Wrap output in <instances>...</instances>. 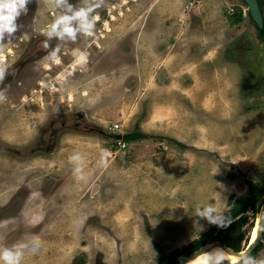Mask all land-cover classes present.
<instances>
[{"label":"rangeland","instance_id":"1","mask_svg":"<svg viewBox=\"0 0 264 264\" xmlns=\"http://www.w3.org/2000/svg\"><path fill=\"white\" fill-rule=\"evenodd\" d=\"M115 5L104 35L79 46L73 78L56 77L58 85L50 77L59 87L50 107L82 108L114 134L137 129L142 137L65 131L51 157L0 154V204L15 196L20 209L4 207L12 228L0 223V247L24 248L22 264H154L213 225L196 222L197 206L212 204L222 215L246 194L247 179L264 182V38L244 0ZM237 8L242 20L230 21ZM5 47L14 48L0 52ZM5 56L15 51L0 53V66ZM29 85L19 90L23 100L0 101V121L10 124L0 134L20 150L48 108V95ZM77 153L84 180L69 160ZM256 215L245 213L240 248ZM251 256L264 259V247Z\"/></svg>","mask_w":264,"mask_h":264},{"label":"flooded vegetation","instance_id":"2","mask_svg":"<svg viewBox=\"0 0 264 264\" xmlns=\"http://www.w3.org/2000/svg\"><path fill=\"white\" fill-rule=\"evenodd\" d=\"M103 1V0H99ZM42 2H44L42 4ZM70 4L76 6H85V0H68ZM91 5H96V0H87ZM117 0H106L96 11L93 13L95 19H97L93 33L91 36H84L83 34H78L75 41L64 37L60 38L58 36H53L49 43L50 47L45 48L43 42L47 39L44 35H41V32L45 30L55 18L62 14V9L56 7L53 3V0H50V3H46V0H31L28 4V12L26 15L22 14L17 23L19 24V30L15 33L12 38H6L3 42H0V47L2 45L10 44L14 48H6L4 52L6 54L10 51H15V56L11 59L3 57L5 62L0 66V69L4 71V79L0 81V93L7 98L8 94H13L16 99L23 100L24 98L20 97L19 90L22 94L25 93L28 89L30 90V83L32 84V90L45 92L46 95V107L47 113L45 117L35 124L32 128V139L28 138L25 142L30 141L31 143H25L21 150L14 146L11 141H9L10 136L0 134V154H7L8 156H15L16 158H34L35 156H53L57 152L61 136L65 131H76L86 134H97L103 137H111L114 132H110L105 129L104 125H99L94 120H91L87 113L83 112L82 108L74 106H62L56 107L55 109L51 108V101L49 97L51 92L59 90V87L55 85H60L56 77L66 78V75L71 73L72 75L76 74L72 72V69L79 63L80 59L78 58L80 54L83 55L84 50L79 49V46L84 42L87 43V46L95 45V37L103 36L102 30L105 29L106 25V16H111L113 18L112 11L115 12V7ZM106 31L110 30V23H107ZM98 32V33H97ZM129 35L126 34L124 39L129 38ZM86 38V40H85ZM90 38V40H88ZM88 40V41H87ZM128 40V39H127ZM126 40V41H127ZM130 40V39H129ZM104 40L103 42H105ZM131 43V41H129ZM111 46V45H110ZM120 48L126 49L121 46V42L118 43ZM132 46V44H131ZM103 50V49H102ZM107 52V57H112L111 48ZM87 53L89 51L85 50ZM131 50L130 53H132ZM80 53V54H79ZM95 57H103L102 55ZM94 57V58H95ZM91 61V56H88L87 59ZM1 64V63H0ZM90 66H95L89 63ZM73 73V74H72ZM50 77L55 80V83H52ZM25 84H27L25 86ZM44 86V88L37 89V86ZM59 92L54 93L53 95H58ZM43 94V95H45ZM13 105L17 106L18 104L14 103ZM12 105V106H13ZM8 111V110H7ZM28 112V111H26ZM24 115V114H23ZM10 126L3 125L0 121V130L1 128H7ZM28 127H30L28 125ZM31 139V140H30ZM7 142V143H4ZM27 186V184H26ZM18 187H16L13 193H17ZM12 195V194H11ZM14 197L7 200L6 206L3 203L0 204V223L6 222L7 229H11L10 226L12 222L10 219L4 218V207H16L18 208L16 213L19 212L18 203L16 205L12 204ZM24 200L21 204H23ZM3 216V217H2Z\"/></svg>","mask_w":264,"mask_h":264},{"label":"clouds","instance_id":"3","mask_svg":"<svg viewBox=\"0 0 264 264\" xmlns=\"http://www.w3.org/2000/svg\"><path fill=\"white\" fill-rule=\"evenodd\" d=\"M31 0H0V42L6 38H12L19 30L18 18L28 12V4ZM57 8L62 9V14L53 20V22L41 32L47 39L43 42L45 48L50 47V39L53 36L60 38L67 37L72 41L76 40L78 34L91 36L97 19L93 13L101 5H91L85 0V6H76L70 4L68 0H53ZM4 79V71L0 69V81ZM6 97L0 93V101ZM70 162H75L74 174L78 180H84L82 174V156L77 153L69 157ZM105 163V161H101ZM196 215L199 219H206L208 223L215 224L218 227H227L230 221L224 223L223 215H216V208L212 204L199 205L196 208ZM41 247V241L37 239L32 248V253L35 254ZM25 255L24 248L13 245L12 247H0V264H22ZM197 255H202L200 264H225L228 260L229 250L222 247H214L211 250L202 251ZM240 264H264V259L257 260L250 255L249 251H242L238 254ZM232 264V262H229Z\"/></svg>","mask_w":264,"mask_h":264},{"label":"trees","instance_id":"4","mask_svg":"<svg viewBox=\"0 0 264 264\" xmlns=\"http://www.w3.org/2000/svg\"><path fill=\"white\" fill-rule=\"evenodd\" d=\"M258 4L260 6L264 18V0H258ZM242 18H243L242 9L237 8L230 15L229 19L230 21L238 22L242 20ZM253 23L257 28L258 34L264 38V25L262 28H259L254 21ZM141 137L142 136L140 131L135 129L134 131L124 134L123 140L126 142H130V140L135 141ZM246 182H247L246 194L238 198L234 203L229 202L227 208L222 213L224 217V223L230 221L240 212L246 211L249 208H254L255 201L264 193V182L255 183L254 181L249 179H247ZM244 219H245L244 217H240L232 221L230 225H228L227 227H218L215 224H213L210 228H208L205 232H203L198 238L193 239L192 241L182 246L181 248L160 255L156 259L154 264H173L177 262L180 258L185 256L186 254H188L190 251L197 249L203 243L215 239H218L235 249H239L240 239L238 236V229L243 223ZM246 239L248 240V237ZM263 247H264V226H263L260 242L258 246L250 253V255H254L259 249Z\"/></svg>","mask_w":264,"mask_h":264},{"label":"water","instance_id":"5","mask_svg":"<svg viewBox=\"0 0 264 264\" xmlns=\"http://www.w3.org/2000/svg\"><path fill=\"white\" fill-rule=\"evenodd\" d=\"M244 2L247 5V9L249 12V15L251 17V19L256 23V25L259 28H262L264 25V18H263V14L261 12L260 6L258 4V0H244ZM115 138L120 140L123 136L122 133H115L114 134ZM250 209H254L255 213H257L253 227H252V231L250 233V236L246 242V244L239 248V249H235L227 244H225L224 242L215 239V240H211L208 242L203 243L201 246H199L197 249H194L192 251H190L188 254H186L185 256H183L182 258H180L177 262L173 263V264H184L186 261H188L189 259L193 258L194 256L197 255L198 252H200L204 247L208 246V245H216L219 247H222L226 250H229V253L236 255L238 257V254L242 251H249L250 253L258 246L261 236H262V230H263V226H264V193L255 201L254 203V208H249L246 211L240 212L238 215H236L234 218H232L230 220V222L240 218V217H244L245 213H247ZM256 228L255 231V235L252 238V232L253 229ZM229 262H232V264H235L237 262H239L238 259H236L235 261H232L230 259H228L227 261H225V264H229Z\"/></svg>","mask_w":264,"mask_h":264},{"label":"bare ground","instance_id":"6","mask_svg":"<svg viewBox=\"0 0 264 264\" xmlns=\"http://www.w3.org/2000/svg\"><path fill=\"white\" fill-rule=\"evenodd\" d=\"M255 231H256V228L253 229V234H252V238L254 237L255 235ZM214 247H219V246H216V245H208L206 247H204L200 252H198L197 254L201 253L202 251H207V250H211L212 248ZM228 259L232 260V261H235L236 259H238V257L236 255H233L231 253H229L228 255ZM202 261V255H196L194 256L193 258L189 259L188 261H186L184 264H200V262Z\"/></svg>","mask_w":264,"mask_h":264},{"label":"built area","instance_id":"7","mask_svg":"<svg viewBox=\"0 0 264 264\" xmlns=\"http://www.w3.org/2000/svg\"><path fill=\"white\" fill-rule=\"evenodd\" d=\"M194 2H198V0H188V3L190 4V5H193V3ZM230 11H232V8H230ZM113 126H116V124H113Z\"/></svg>","mask_w":264,"mask_h":264}]
</instances>
